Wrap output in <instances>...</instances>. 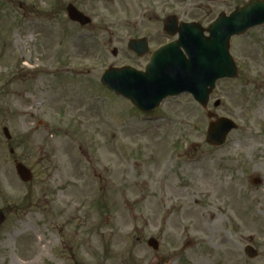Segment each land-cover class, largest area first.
<instances>
[{
	"label": "rangeland",
	"instance_id": "374dc122",
	"mask_svg": "<svg viewBox=\"0 0 264 264\" xmlns=\"http://www.w3.org/2000/svg\"><path fill=\"white\" fill-rule=\"evenodd\" d=\"M248 1L0 0V264L264 263V26L231 38L238 75L206 109L183 94L144 114L100 84L109 68L143 71L175 39L167 17L206 28ZM141 38L137 58L127 43ZM219 118L237 129L213 148Z\"/></svg>",
	"mask_w": 264,
	"mask_h": 264
},
{
	"label": "water",
	"instance_id": "95a60500",
	"mask_svg": "<svg viewBox=\"0 0 264 264\" xmlns=\"http://www.w3.org/2000/svg\"><path fill=\"white\" fill-rule=\"evenodd\" d=\"M66 16L80 26L91 23L72 5L67 6ZM261 25H264V0H252L236 8L229 16L220 14L207 29L195 23H178L176 17H168L164 21L163 32L178 38L152 53L144 72L131 67L110 68L102 74L100 82L144 113H152L164 99L183 93L190 94L205 108L218 80L237 77V68L229 55L230 38ZM127 48L137 57L148 53L146 39L131 40ZM235 128L234 123L226 118L216 119L208 125L206 142L221 146ZM2 132L10 140L8 130L4 128ZM15 172L23 183L32 179L30 171L22 164L15 165ZM3 221L0 211V226ZM147 246L153 250L158 248L154 239H149Z\"/></svg>",
	"mask_w": 264,
	"mask_h": 264
},
{
	"label": "flooded vegetation",
	"instance_id": "af4514ba",
	"mask_svg": "<svg viewBox=\"0 0 264 264\" xmlns=\"http://www.w3.org/2000/svg\"><path fill=\"white\" fill-rule=\"evenodd\" d=\"M254 183H256V184H260L261 183V181L259 180V179H257V180H255L254 181ZM247 248H251V249H248V252H247ZM242 249H243V252H244V254H245V256L250 260V261H252V260H254V259H256L257 257H258V253H257V251H256V249L251 245V242H247L243 247H242ZM250 253V254H249ZM264 264V263H263Z\"/></svg>",
	"mask_w": 264,
	"mask_h": 264
},
{
	"label": "bare ground",
	"instance_id": "6f19581e",
	"mask_svg": "<svg viewBox=\"0 0 264 264\" xmlns=\"http://www.w3.org/2000/svg\"><path fill=\"white\" fill-rule=\"evenodd\" d=\"M184 215H188V213L185 212ZM38 243H40V242H38Z\"/></svg>",
	"mask_w": 264,
	"mask_h": 264
}]
</instances>
